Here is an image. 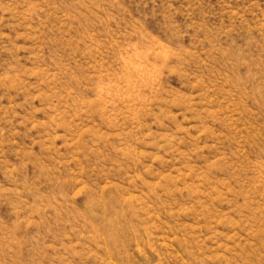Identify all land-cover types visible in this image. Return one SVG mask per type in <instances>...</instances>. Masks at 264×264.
I'll return each instance as SVG.
<instances>
[{
	"label": "rangeland",
	"instance_id": "374dc122",
	"mask_svg": "<svg viewBox=\"0 0 264 264\" xmlns=\"http://www.w3.org/2000/svg\"><path fill=\"white\" fill-rule=\"evenodd\" d=\"M0 264H264V0H0Z\"/></svg>",
	"mask_w": 264,
	"mask_h": 264
}]
</instances>
